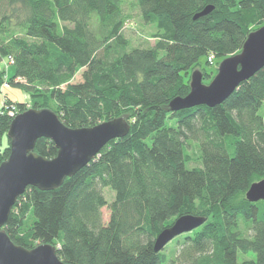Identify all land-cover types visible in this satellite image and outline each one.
Wrapping results in <instances>:
<instances>
[{
  "label": "trees",
  "instance_id": "trees-1",
  "mask_svg": "<svg viewBox=\"0 0 264 264\" xmlns=\"http://www.w3.org/2000/svg\"><path fill=\"white\" fill-rule=\"evenodd\" d=\"M136 3L154 40L148 48H130L121 0H0V86L23 88L32 108L69 128L117 117L130 126L59 187L28 186L2 229L26 249L56 247L68 264H264V200L245 198L264 179V67L219 105L169 110L189 92L193 70L208 75L200 59L217 66L264 25V0ZM15 115L0 114V163ZM192 144L200 165L188 168ZM34 152L51 159L57 149L39 138ZM186 214L206 220L174 257L166 246L155 251L157 235Z\"/></svg>",
  "mask_w": 264,
  "mask_h": 264
},
{
  "label": "water",
  "instance_id": "water-1",
  "mask_svg": "<svg viewBox=\"0 0 264 264\" xmlns=\"http://www.w3.org/2000/svg\"><path fill=\"white\" fill-rule=\"evenodd\" d=\"M207 6L194 18L207 14ZM264 67V25L251 31L240 52L228 56L217 65L213 79L202 82V72L193 70L189 92L169 102V110L177 111L199 105L214 107L226 100L238 85ZM130 126L123 117L101 122L93 127L69 128L56 113L47 108H30L15 115L7 137L9 155L0 163V264H68L57 256V248L42 244L31 249L14 244L2 226L12 207L28 186L53 190L65 178L73 176L88 165L110 141L125 137ZM52 141L57 154L51 159L34 152L37 139ZM249 202L264 200V179L252 183L245 193ZM206 218L191 214L176 218L156 237L154 250L160 251L175 237L200 227Z\"/></svg>",
  "mask_w": 264,
  "mask_h": 264
},
{
  "label": "rangeland",
  "instance_id": "rangeland-1",
  "mask_svg": "<svg viewBox=\"0 0 264 264\" xmlns=\"http://www.w3.org/2000/svg\"><path fill=\"white\" fill-rule=\"evenodd\" d=\"M122 1V13L123 15L127 18V22L125 24V29H124V33H125V37L129 40L130 42V48H148L150 46H152L154 44V40L149 37L148 33H147V29L144 26V23L141 19L140 16V12H139V8L137 7V3L136 0H121ZM199 62L201 64H203V67H205L207 69L208 75H205L202 73V82L204 84H208L214 77V75L216 74L217 71V66L216 65H206L204 64L205 59L202 58L199 60ZM197 70V69H196ZM198 70H200L198 68ZM201 71V70H200ZM10 74H12V69H9ZM80 77L77 75L74 78L75 80H80ZM6 95L9 96V98L6 99ZM26 93V91L18 86H13V85H7L6 88H4L2 90V88H0V111L2 110V104L4 102V98L7 100H10L9 102L12 103L13 102H26L25 104V109L28 108H32L31 107V100L29 99L28 95ZM39 106H41L40 104H38ZM50 105L52 107H54V103L50 101ZM19 112H16V114H18ZM260 115L262 116V118L264 119V103L262 105V107L259 110ZM188 153L190 154V156L192 157V161L190 163H188L186 166L188 168L191 167H195V166H199L200 162H199V158H198V149L197 147L192 144V146L188 149ZM106 198L110 201L112 199V193L109 191L105 192ZM102 214L104 219H106L108 217V211L106 208L102 209ZM248 228L244 227V230L246 232ZM192 232V231H191ZM190 233V232H189ZM189 233H184L181 234L177 237H175L173 240H171L165 247V253L169 256V257H174L175 254L177 253V251L179 250V243H181L185 237L186 234ZM251 258L253 257L252 253L248 252V253H244L242 256H238V260H240V258Z\"/></svg>",
  "mask_w": 264,
  "mask_h": 264
},
{
  "label": "built area",
  "instance_id": "built-area-1",
  "mask_svg": "<svg viewBox=\"0 0 264 264\" xmlns=\"http://www.w3.org/2000/svg\"><path fill=\"white\" fill-rule=\"evenodd\" d=\"M209 64L212 65V57L210 56L208 58ZM14 63L13 59L8 56L6 63H4L5 68H8L9 66H12ZM21 82V80H20ZM23 82V81H22ZM4 109L9 110L13 115L15 112H17V107L14 104H8L6 99L4 98V102L2 104V110L0 111V114L3 112Z\"/></svg>",
  "mask_w": 264,
  "mask_h": 264
},
{
  "label": "crops",
  "instance_id": "crops-1",
  "mask_svg": "<svg viewBox=\"0 0 264 264\" xmlns=\"http://www.w3.org/2000/svg\"><path fill=\"white\" fill-rule=\"evenodd\" d=\"M10 68L12 69V67H9V68H8V71H9V69H10ZM12 71H13V70H12ZM9 73H10V72H9ZM7 85H8V84H7V82H6V83H3V84L0 86V88H2V90H3L4 88H6V87H7ZM27 95H28V94H27ZM27 95H26V96H27ZM6 97H8V98H9V96H8V95H6Z\"/></svg>",
  "mask_w": 264,
  "mask_h": 264
},
{
  "label": "bare ground",
  "instance_id": "bare-ground-1",
  "mask_svg": "<svg viewBox=\"0 0 264 264\" xmlns=\"http://www.w3.org/2000/svg\"><path fill=\"white\" fill-rule=\"evenodd\" d=\"M28 110V109H27ZM17 115V114H16Z\"/></svg>",
  "mask_w": 264,
  "mask_h": 264
}]
</instances>
